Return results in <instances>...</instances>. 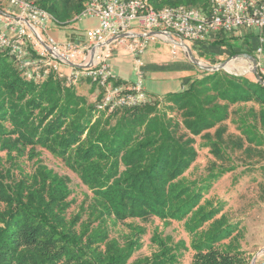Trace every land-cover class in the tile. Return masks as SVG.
I'll return each mask as SVG.
<instances>
[{
    "label": "trees",
    "instance_id": "obj_1",
    "mask_svg": "<svg viewBox=\"0 0 264 264\" xmlns=\"http://www.w3.org/2000/svg\"><path fill=\"white\" fill-rule=\"evenodd\" d=\"M24 1L65 27L90 0ZM211 1L147 0L154 10L203 13ZM259 37L251 29L218 32L189 48L215 66L222 57L256 58ZM70 39L83 41L81 35ZM142 71L179 73L180 89L149 92L141 106L108 112L97 109L103 90L90 80L69 84L53 72L28 80L0 51V264H179L188 251L191 264H246L224 202L206 195L243 162L237 156L261 155L264 76L258 70L253 80L207 72L185 58ZM82 84L97 94L94 101L78 93ZM228 122L237 134L229 133ZM196 145L212 158L198 177ZM40 151L79 180L85 189L80 201L71 197L70 178L38 158L30 172L20 170L25 154L31 160ZM152 219L182 224L189 246L153 231L150 255L136 256L146 235L142 224Z\"/></svg>",
    "mask_w": 264,
    "mask_h": 264
},
{
    "label": "built area",
    "instance_id": "obj_2",
    "mask_svg": "<svg viewBox=\"0 0 264 264\" xmlns=\"http://www.w3.org/2000/svg\"><path fill=\"white\" fill-rule=\"evenodd\" d=\"M7 1L13 9L11 12L0 10V51L14 59L28 80H42L53 72L69 84L83 79L97 84L103 90L98 110L111 112L146 102L142 58L150 42H167L173 59L180 53V48L173 45L167 35L174 41L178 38L179 43L190 44L218 32L255 30L260 35L256 59L261 66L259 59L264 44L261 0H212L207 13L184 7L154 10L147 0H90L73 22L96 19L97 26L86 30L80 43H60L48 36L47 25L52 23V18L32 2ZM135 31L141 34L136 35ZM157 32L166 35L149 36ZM118 46L124 47L133 60L135 82L118 83L111 72V55ZM61 67L68 68V74L63 73ZM261 73L264 75L263 70Z\"/></svg>",
    "mask_w": 264,
    "mask_h": 264
},
{
    "label": "rangeland",
    "instance_id": "obj_3",
    "mask_svg": "<svg viewBox=\"0 0 264 264\" xmlns=\"http://www.w3.org/2000/svg\"><path fill=\"white\" fill-rule=\"evenodd\" d=\"M12 9L13 8L10 6L7 0H0V10L11 12ZM47 26L51 37L57 38L59 32H63L64 34H70V32L73 30L82 32L88 28L97 26V21L96 19L84 18L80 22H72L70 25L61 28L56 27L51 22L48 23ZM185 45L189 47V43L185 42ZM154 47L159 50L157 51L161 58L159 61H170L172 58L169 54L170 47L158 40H155L150 42L146 51H148L150 48L154 49ZM179 52L180 53L177 58H184L183 51L180 49ZM113 53L110 59V63L112 65H114V63L117 61L115 59L116 55L121 59H124L126 62L129 61V64H131L133 61L128 51L122 46L116 47ZM263 53L260 55V64L263 62ZM226 61L227 60L222 57L219 60V63H217L215 66ZM198 62L205 67L214 66L209 65L208 62L199 59ZM131 70L126 68L123 73L125 75V79L135 82L136 77ZM257 70L261 73L262 70L264 71V66H257ZM61 71L65 74H68L69 72L68 69L64 67H61ZM225 72L232 75L245 76L250 80H253L251 65L246 59H237L228 62L225 66ZM169 74L172 73H160L159 75H161V77L176 76L175 74ZM151 76L152 77L146 76L142 80L143 88L146 92L163 94L166 92H174L179 89L180 82L177 80L178 78H171L168 81H164V79L155 80L153 75ZM262 76L264 75L262 74ZM89 90L90 87L86 84L78 86V93L86 96L88 101L92 102L95 100V96L97 94H91ZM227 125L229 133L237 134L234 125L230 124L229 122ZM198 142L199 140L196 139V143ZM197 149L198 159L196 162V168L193 171V174L196 175V177H198L200 174H205V167L208 161L212 160L211 156H209L205 150L199 149L198 146ZM28 156V154H25L24 157L19 160L21 171L30 172L33 168V162L38 158L43 164L47 166V168L51 169L53 172L58 173L59 175L68 176L70 178V188L72 189L71 197H75L77 201H80L83 198L85 189L80 185L79 180L68 170H66L64 165L59 160L54 159L47 153L41 151L34 159L30 160ZM240 157L243 162L239 160L237 163V168L234 172L224 175L221 179H219L207 193L206 198L211 199L214 203L217 201L224 202L225 205L223 208V214L226 218V221L228 223L235 224L237 227L233 234V236H235L234 239L236 240V243L234 242V244H237L239 250L244 254L246 264H259L264 262V148L262 147L260 156L253 155L251 158H247V156H237V158ZM142 225L146 229V235L143 237V247L141 251L136 254V256L150 255L153 247L149 242V238L153 231H157L162 235H169L174 241H180L183 242L187 247L189 246V236L184 231L183 226L180 223H168L163 221L161 222L158 219H152ZM192 255V251L185 252L179 264H191Z\"/></svg>",
    "mask_w": 264,
    "mask_h": 264
},
{
    "label": "crops",
    "instance_id": "obj_4",
    "mask_svg": "<svg viewBox=\"0 0 264 264\" xmlns=\"http://www.w3.org/2000/svg\"><path fill=\"white\" fill-rule=\"evenodd\" d=\"M57 27V26H56ZM59 28H61V27H59ZM88 29H90V28H88ZM88 29H86V30H88ZM85 30V31H86ZM75 31V32H74ZM85 31H82V32H80V31H78V30H73L72 32H70V34L68 33V34H64L63 32H59V34L57 35V38H54V37H52L54 40H56L57 42H60V43H62V42H66V41H70L71 39V36H73V35H83L84 34V32ZM60 33H62V34H60ZM47 34H48V36H50L51 37V35H50V33H49V29H48V26H47ZM135 34L136 35H138V34H141L140 32H138V31H135ZM60 36H62V37H60ZM64 36V37H63ZM62 38V39H61ZM175 39V41L176 42H178L179 41V39L178 38H174ZM158 41H160V42H162V43H164V44H166L168 47H170V45L167 43V42H164V41H162V40H158ZM157 51H159V50H157L155 47H154V49L153 48H150V49H148V51H146L145 52V54H144V56H143V58H142V61H143V64H144V66L146 65V64H152V63H162L161 61H159L161 58H160V56L158 55V53H157ZM114 52V51H113ZM114 54V53H113ZM170 54V53H169ZM115 59L117 60L115 63H114V65H112L111 63H110V65H111V72H112V74H113V76L116 78V79H118V81H121V82H125V83H131L132 81L131 80H129V79H125V75H124V71L126 70V68L128 69L129 68V70H131L132 71V73H134V68H133V61H132V63L131 64H129V61L128 62H126L124 59H121L120 57H118L117 55H116V57H115ZM180 59V58H179ZM178 58L176 59H173V58H171L170 59V61H177V60H179ZM170 61H166V62H170ZM263 62L261 63V66L263 67L264 66V58H263V60H262ZM130 65V66H129ZM64 68H66V67H64ZM68 69V68H67ZM69 71V70H68ZM160 73H154V74H145L144 73V76L146 77V76H148V77H152L151 75H153V78L155 79V80H160V79H164V81H168L169 79H176V78H178L177 80H180V77H181V74H179V73H172V74H169V75H173V74H175L176 76L174 77H172V76H166V77H164V76H162L161 77V75H159ZM180 82V81H179ZM179 89H180V84H179ZM179 89H177V90H179ZM149 92H146V94H148ZM167 93V92H166ZM164 94V93H163Z\"/></svg>",
    "mask_w": 264,
    "mask_h": 264
},
{
    "label": "water",
    "instance_id": "obj_5",
    "mask_svg": "<svg viewBox=\"0 0 264 264\" xmlns=\"http://www.w3.org/2000/svg\"><path fill=\"white\" fill-rule=\"evenodd\" d=\"M166 34L162 33V32H157V33H151L149 34V36H165ZM124 36H121V38H123ZM167 38L169 39V41L177 46L178 48H180L182 51H183V55H184V58L186 60H188L191 64L195 65L196 67L204 70V71H207V72H214V71H219V70H222V71H225V66L227 65L228 62H231V61H234V60H237V59H246L250 62V65H251V73L253 75L256 76L257 74V59L255 57H252V56H249V55H246V54H241V55H237V56H234L232 58H230L229 60H227L226 62H223L217 66H213V67H205V66H202L199 62H198V59L193 55V53L191 52L190 48L188 46H186L183 42H175L173 40V38L171 36H168L167 35ZM48 51V50H47ZM254 261V260H253ZM252 261V262H253Z\"/></svg>",
    "mask_w": 264,
    "mask_h": 264
}]
</instances>
